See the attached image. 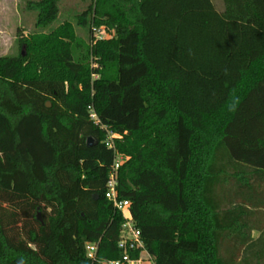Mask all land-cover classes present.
I'll return each instance as SVG.
<instances>
[{"label": "trees", "instance_id": "trees-1", "mask_svg": "<svg viewBox=\"0 0 264 264\" xmlns=\"http://www.w3.org/2000/svg\"><path fill=\"white\" fill-rule=\"evenodd\" d=\"M223 1L93 0L79 24L114 37L66 22L0 56V264L122 257L118 154L155 264H264V0ZM59 3H32L38 27Z\"/></svg>", "mask_w": 264, "mask_h": 264}, {"label": "rangeland", "instance_id": "rangeland-1", "mask_svg": "<svg viewBox=\"0 0 264 264\" xmlns=\"http://www.w3.org/2000/svg\"><path fill=\"white\" fill-rule=\"evenodd\" d=\"M40 0H0V56H15L26 52L23 41L33 33H49L57 26L66 22L72 23L78 37L86 44L92 45V35L98 36V40L109 39L115 36V31L106 26H92L93 32L87 26L79 24L83 14L87 13L93 4V0H60V12L54 23L46 28L37 26L38 11L32 8V3ZM217 10L223 11L225 3L223 0H213ZM81 51L84 47H79ZM91 65L96 67L94 59ZM259 235L258 231L254 236Z\"/></svg>", "mask_w": 264, "mask_h": 264}, {"label": "built area", "instance_id": "built-area-1", "mask_svg": "<svg viewBox=\"0 0 264 264\" xmlns=\"http://www.w3.org/2000/svg\"><path fill=\"white\" fill-rule=\"evenodd\" d=\"M98 39L99 37L96 36ZM91 118L96 124H100V119L94 109L90 110ZM119 134L113 132L108 133L107 144L111 148H115L113 139ZM124 156L118 154L111 168L109 179L107 182L106 197L113 204L115 209L122 213L124 222L122 224L120 237L118 240L119 248L122 249V257L114 260H106L103 264H155L153 258L145 248V243L142 238V231L137 226L132 213L131 201L120 197L119 192V168L124 161ZM98 242H88L86 244L87 256L93 261L97 258L99 249ZM139 251L138 257H132L131 252Z\"/></svg>", "mask_w": 264, "mask_h": 264}, {"label": "water", "instance_id": "water-1", "mask_svg": "<svg viewBox=\"0 0 264 264\" xmlns=\"http://www.w3.org/2000/svg\"><path fill=\"white\" fill-rule=\"evenodd\" d=\"M48 105H50V103H48ZM93 143H94V139L92 137H89L87 140V144L91 146L93 145Z\"/></svg>", "mask_w": 264, "mask_h": 264}]
</instances>
